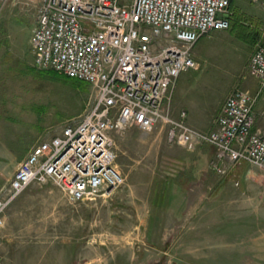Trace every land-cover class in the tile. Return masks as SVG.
Here are the masks:
<instances>
[{
  "label": "rangeland",
  "instance_id": "1",
  "mask_svg": "<svg viewBox=\"0 0 264 264\" xmlns=\"http://www.w3.org/2000/svg\"><path fill=\"white\" fill-rule=\"evenodd\" d=\"M232 3L230 27L203 36L199 51L194 46L198 68L181 74L206 107L197 118L203 129H213L233 90L259 93L257 103L264 98V85L248 71L264 6ZM39 5L0 0V195L30 149L92 101L87 82L35 66ZM179 108L173 104L175 115ZM113 135L124 183L80 202L52 181L31 183L6 210L0 264H264L263 167L226 162L218 172L212 145H171L160 128L133 125Z\"/></svg>",
  "mask_w": 264,
  "mask_h": 264
},
{
  "label": "built area",
  "instance_id": "2",
  "mask_svg": "<svg viewBox=\"0 0 264 264\" xmlns=\"http://www.w3.org/2000/svg\"><path fill=\"white\" fill-rule=\"evenodd\" d=\"M230 6L231 0H40L31 35L35 66L87 82L92 101L19 163L0 195V227L33 182H54L72 202L122 185L113 132L133 125L164 129L171 145L209 143L221 173L226 162L264 168V132L254 128L253 114L259 93L233 90L210 130L190 124L186 110L173 112L177 78L198 68L195 44L230 27ZM260 33L248 71L264 85V26Z\"/></svg>",
  "mask_w": 264,
  "mask_h": 264
},
{
  "label": "crops",
  "instance_id": "3",
  "mask_svg": "<svg viewBox=\"0 0 264 264\" xmlns=\"http://www.w3.org/2000/svg\"><path fill=\"white\" fill-rule=\"evenodd\" d=\"M256 27L257 28L253 29L252 38H253V41L257 43L260 30L258 28V25H256ZM195 48L197 49V44H196ZM197 50L199 51V48ZM198 51H196V53L194 51V54L199 57L200 52H198ZM181 74L177 78L175 88L173 91V99H172L173 104L176 107H180L179 109H181V110H186L187 111V119H188L189 123L200 128L201 127V126H199L200 122L197 120V118H198V116H201L202 114H204L207 111L206 107L201 102L200 94L193 91V88L191 87L192 83H190L188 77L185 76V78L183 79V78H181ZM247 84H248V82H247ZM258 96H260V95H258ZM258 99H259L258 103L255 102L254 107H253V114L255 116L254 128L260 129L261 131L264 132V98L261 99L259 97ZM221 107L222 106H220V110H221ZM181 110H179V112ZM173 112H174V110H173ZM179 112L176 115H178ZM215 126H216V122L213 125V128ZM201 129H203V128H201ZM210 129H212V128H208V129H204V130H210ZM24 156H25V154H24ZM26 156L24 157V159L26 158ZM24 159H22V161Z\"/></svg>",
  "mask_w": 264,
  "mask_h": 264
},
{
  "label": "trees",
  "instance_id": "4",
  "mask_svg": "<svg viewBox=\"0 0 264 264\" xmlns=\"http://www.w3.org/2000/svg\"><path fill=\"white\" fill-rule=\"evenodd\" d=\"M232 4H233V3H232V0H231V6H232ZM231 6H230V7H231ZM64 77L69 78V79H72V80H74V81H76V82H79V83H80V82H81V83H82V82H83V83H86L85 81H82V80H79V79H76V78H72V77H68V76H66V75H64Z\"/></svg>",
  "mask_w": 264,
  "mask_h": 264
}]
</instances>
